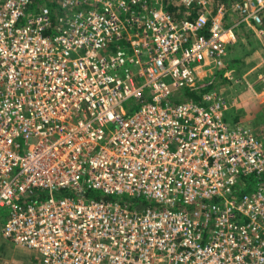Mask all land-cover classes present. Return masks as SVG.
<instances>
[{
  "label": "built area",
  "instance_id": "1",
  "mask_svg": "<svg viewBox=\"0 0 264 264\" xmlns=\"http://www.w3.org/2000/svg\"><path fill=\"white\" fill-rule=\"evenodd\" d=\"M244 24L264 47V0H0L2 236L39 264H264L263 136L212 88L168 100Z\"/></svg>",
  "mask_w": 264,
  "mask_h": 264
},
{
  "label": "rangeland",
  "instance_id": "2",
  "mask_svg": "<svg viewBox=\"0 0 264 264\" xmlns=\"http://www.w3.org/2000/svg\"><path fill=\"white\" fill-rule=\"evenodd\" d=\"M201 1H203V4L194 3L191 7H185L181 4L180 0H161L165 9L177 18H192L200 13L207 14L214 11L218 4L223 3L225 5L227 0ZM232 19L233 16L231 14L227 20ZM246 32V30L242 32L238 31L237 35L241 34L243 39H240L241 41L237 45L231 47L229 45V56L226 57L227 66L222 69V75L217 77L211 88L231 101L233 108L229 114H231L233 121L251 125L264 137V84L257 83L260 88H256L257 84L255 82L251 84L252 79H247L244 76L248 70L246 66L247 62H245V65H242L240 60V54L245 56L256 47L253 40L247 41V38L244 39L247 36ZM236 42L237 39L233 43ZM236 50L239 51L235 53ZM260 56H262L261 60L264 61V53H261ZM250 73L254 72L249 71ZM246 79L250 85L247 84ZM260 91H263L261 95H259ZM232 97H235V99H229ZM228 121L231 122V119ZM263 137L261 138L264 141ZM5 213L6 211L0 212V228L1 223L5 219ZM0 264H39V259L34 251L15 245L10 240L4 238L0 230Z\"/></svg>",
  "mask_w": 264,
  "mask_h": 264
},
{
  "label": "crops",
  "instance_id": "3",
  "mask_svg": "<svg viewBox=\"0 0 264 264\" xmlns=\"http://www.w3.org/2000/svg\"><path fill=\"white\" fill-rule=\"evenodd\" d=\"M224 25H225V19H224ZM243 29V30H242ZM247 31V36L244 38L246 39L247 38V41H250V40H253L255 42V48H253L248 54H246L245 56H242L240 54V60H241V64L242 65H245V62L246 63V66L248 67V70H247V73L244 74V76H246L247 79H252L251 80V84H253V82H255L256 84L259 83V84H264V61L261 60V53H264V47L262 46L261 42L253 35V32H252V29L251 27H249L248 25L244 24V25H241L240 28L237 30V33L238 31L242 32V31ZM236 39H237V42L236 43H229L227 44V50L229 48V45L230 47L231 46H234V45H237L240 43V39H243V37H241V34L239 35H236ZM237 51L239 50H236L235 53H237ZM227 56H229V54H227ZM260 59V60H259ZM227 66V65H226ZM246 70V69H244ZM249 71L250 72H254V73H250L249 74ZM213 75V74H212ZM209 76V75H208ZM252 76V77H251ZM206 77V76H205ZM204 78V77H203ZM246 79V81H247ZM247 84L250 85V83L247 81ZM248 85V86H249ZM256 88H260L259 85L257 84V87ZM262 89V88H261ZM263 90V89H262ZM263 91H260V94L262 93ZM257 95V94H255ZM226 98V97H225ZM227 99V98H226ZM229 99H235V97H232V98H229ZM228 100V99H227ZM239 100V99H237ZM236 100V101H237ZM229 101V113L232 111V108H233V105L231 103L230 100ZM229 116V119L232 120V116L231 114H228ZM233 121V120H232ZM247 124V123H246ZM254 128V127H253ZM255 129V128H254ZM256 130V129H255ZM258 132V131H257ZM259 133V132H258Z\"/></svg>",
  "mask_w": 264,
  "mask_h": 264
},
{
  "label": "trees",
  "instance_id": "4",
  "mask_svg": "<svg viewBox=\"0 0 264 264\" xmlns=\"http://www.w3.org/2000/svg\"><path fill=\"white\" fill-rule=\"evenodd\" d=\"M222 69L217 70L213 73V75L206 76L201 78L193 87L183 88L173 91L171 96L169 97V102L178 103L186 99H192L198 101L200 99V95L211 89L214 81L222 75ZM106 200H111V198H105Z\"/></svg>",
  "mask_w": 264,
  "mask_h": 264
}]
</instances>
